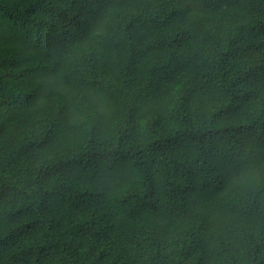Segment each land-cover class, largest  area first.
<instances>
[{
    "label": "trees",
    "instance_id": "16d2710c",
    "mask_svg": "<svg viewBox=\"0 0 264 264\" xmlns=\"http://www.w3.org/2000/svg\"><path fill=\"white\" fill-rule=\"evenodd\" d=\"M0 264H264V0H0Z\"/></svg>",
    "mask_w": 264,
    "mask_h": 264
}]
</instances>
